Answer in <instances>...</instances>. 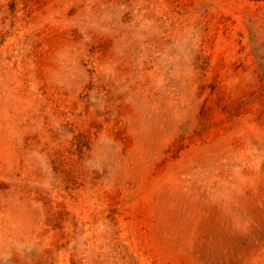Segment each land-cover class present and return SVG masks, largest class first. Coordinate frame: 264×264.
<instances>
[{
    "label": "rangeland",
    "instance_id": "obj_1",
    "mask_svg": "<svg viewBox=\"0 0 264 264\" xmlns=\"http://www.w3.org/2000/svg\"><path fill=\"white\" fill-rule=\"evenodd\" d=\"M0 264H264V0H0Z\"/></svg>",
    "mask_w": 264,
    "mask_h": 264
}]
</instances>
